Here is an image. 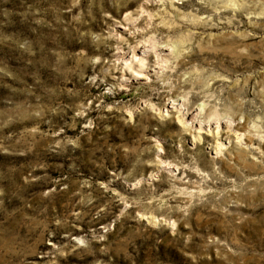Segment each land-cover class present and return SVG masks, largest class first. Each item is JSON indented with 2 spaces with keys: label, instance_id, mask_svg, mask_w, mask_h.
Here are the masks:
<instances>
[{
  "label": "rangeland",
  "instance_id": "1",
  "mask_svg": "<svg viewBox=\"0 0 264 264\" xmlns=\"http://www.w3.org/2000/svg\"><path fill=\"white\" fill-rule=\"evenodd\" d=\"M0 264H264V0H0Z\"/></svg>",
  "mask_w": 264,
  "mask_h": 264
},
{
  "label": "bare ground",
  "instance_id": "2",
  "mask_svg": "<svg viewBox=\"0 0 264 264\" xmlns=\"http://www.w3.org/2000/svg\"><path fill=\"white\" fill-rule=\"evenodd\" d=\"M171 1H175V0H171ZM164 46H160L159 47V49L160 50H164ZM199 106V107H198ZM198 110L200 111V112H202L203 111V103H198ZM216 114V113H215ZM216 116V115H215ZM218 125V124H217ZM230 125V124H229ZM242 125V124H241ZM245 125V124H244ZM233 127V126H232ZM202 128V125H200V129ZM237 128V127H236ZM238 128H240V127H238ZM246 128V127H245ZM235 129V128H234ZM244 129V128H243ZM233 130V128H223V130H222V132H221V130L219 131V133H222L220 136H223L224 135V138L225 139H229V141H230V139H233V137L235 138V140L237 139V141H240V140H242L243 139V136H244V133H243V131L242 132H237L236 131V129H235V131H232ZM240 131V130H239ZM245 132V131H244ZM197 133H198V136H196V137H200V135H201V133H200V131H197ZM205 134H207V135H211V129L209 128V130L208 131H206L205 132ZM245 134H247V133H245ZM246 138V137H245ZM251 141V140H250ZM242 142V141H241ZM244 142V141H243ZM244 143H246V142H244ZM218 146V148H216V150H217V152L216 153H219V149H220V144H217ZM250 145V144H249ZM244 146V145H243ZM246 148V147H245Z\"/></svg>",
  "mask_w": 264,
  "mask_h": 264
}]
</instances>
